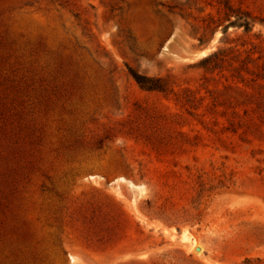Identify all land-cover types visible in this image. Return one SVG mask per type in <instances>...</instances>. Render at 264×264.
Instances as JSON below:
<instances>
[{
  "label": "rangeland",
  "instance_id": "obj_1",
  "mask_svg": "<svg viewBox=\"0 0 264 264\" xmlns=\"http://www.w3.org/2000/svg\"><path fill=\"white\" fill-rule=\"evenodd\" d=\"M0 264H264V0H0Z\"/></svg>",
  "mask_w": 264,
  "mask_h": 264
},
{
  "label": "trees",
  "instance_id": "obj_2",
  "mask_svg": "<svg viewBox=\"0 0 264 264\" xmlns=\"http://www.w3.org/2000/svg\"><path fill=\"white\" fill-rule=\"evenodd\" d=\"M224 12H225V18L229 22L228 23L229 25L235 27H243L246 32L249 31L251 26L255 23L254 18H252L249 13L240 11L238 9H233L231 5L225 2H224ZM232 17L234 20H231ZM226 31H227V27H224V32ZM219 56H220L219 52L211 56H208L203 60V63L216 64L218 61H220ZM209 67H211L213 70L217 68V66H209ZM128 74L141 90L149 91V92H159L163 94H170L173 92L172 85L168 78L149 77L140 74L129 67H128Z\"/></svg>",
  "mask_w": 264,
  "mask_h": 264
},
{
  "label": "bare ground",
  "instance_id": "obj_3",
  "mask_svg": "<svg viewBox=\"0 0 264 264\" xmlns=\"http://www.w3.org/2000/svg\"><path fill=\"white\" fill-rule=\"evenodd\" d=\"M202 54H205V52H202ZM123 180V179H122ZM132 187L134 188H141L142 186H137V185H133L132 183H129ZM197 244V243H196ZM196 249L198 250V252L200 253L201 252V247L200 246H195ZM203 250V249H202ZM201 254V253H200ZM73 260V259H72Z\"/></svg>",
  "mask_w": 264,
  "mask_h": 264
}]
</instances>
